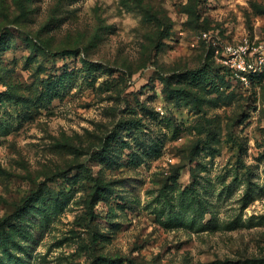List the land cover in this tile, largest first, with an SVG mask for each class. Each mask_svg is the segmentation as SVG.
<instances>
[{
    "label": "rangeland",
    "instance_id": "rangeland-1",
    "mask_svg": "<svg viewBox=\"0 0 264 264\" xmlns=\"http://www.w3.org/2000/svg\"><path fill=\"white\" fill-rule=\"evenodd\" d=\"M264 0H0V264H264Z\"/></svg>",
    "mask_w": 264,
    "mask_h": 264
},
{
    "label": "built area",
    "instance_id": "built-area-1",
    "mask_svg": "<svg viewBox=\"0 0 264 264\" xmlns=\"http://www.w3.org/2000/svg\"><path fill=\"white\" fill-rule=\"evenodd\" d=\"M228 58L225 64L231 66L244 80L250 76H256L263 72L264 57L258 56L255 59L248 60L246 58L247 48H227Z\"/></svg>",
    "mask_w": 264,
    "mask_h": 264
}]
</instances>
